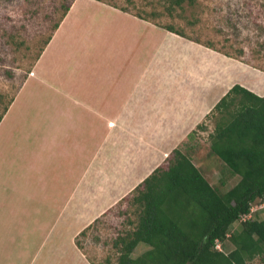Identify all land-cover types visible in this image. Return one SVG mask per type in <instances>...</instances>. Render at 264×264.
I'll return each instance as SVG.
<instances>
[{
    "label": "crops",
    "instance_id": "0c3cea01",
    "mask_svg": "<svg viewBox=\"0 0 264 264\" xmlns=\"http://www.w3.org/2000/svg\"><path fill=\"white\" fill-rule=\"evenodd\" d=\"M235 85L264 97V73L237 59L74 0L0 120V264H96L79 234Z\"/></svg>",
    "mask_w": 264,
    "mask_h": 264
},
{
    "label": "trees",
    "instance_id": "16d2710c",
    "mask_svg": "<svg viewBox=\"0 0 264 264\" xmlns=\"http://www.w3.org/2000/svg\"><path fill=\"white\" fill-rule=\"evenodd\" d=\"M164 1L169 13L183 10L184 4H194V0ZM69 7H65L61 20ZM152 23L189 39L170 25ZM8 105L3 108L0 120ZM211 116L216 121L208 135L209 150L221 164L219 183L224 185L237 178L236 184L222 193L209 184L191 156L182 150L186 147L192 151L187 143L193 140L196 131L205 130L204 124L198 125L184 146L174 149L129 195L133 196L132 203L136 206V223L131 231L115 238L113 246L119 253L116 264H249L255 259L264 264V220H243L250 216L252 203L258 199L264 201V97L235 85L206 119ZM238 221L239 228L231 231V226ZM89 227L79 235L83 236ZM226 241L232 245L230 251L216 249ZM140 244L149 249L132 258L131 254ZM76 245L82 248L77 241Z\"/></svg>",
    "mask_w": 264,
    "mask_h": 264
},
{
    "label": "rangeland",
    "instance_id": "374dc122",
    "mask_svg": "<svg viewBox=\"0 0 264 264\" xmlns=\"http://www.w3.org/2000/svg\"><path fill=\"white\" fill-rule=\"evenodd\" d=\"M74 0H0V115L18 92L28 76L46 40L53 33ZM98 1V0H96ZM126 9L131 14L149 19L161 26H172L186 37L197 40L247 66L264 73V0H194L193 6L184 4L183 10H168L164 0H99ZM215 116L198 130L187 144L191 156L210 185L226 192L237 178L219 183L220 161L210 154L208 135L213 131ZM187 145V146H188ZM132 197L107 210L89 227L77 242L96 264H116L119 253L113 244L117 235L131 231L136 223V206ZM264 220V201L251 205L250 216L243 220ZM240 221L231 226L238 229ZM148 246L140 244L131 254L140 256ZM228 252L232 245L226 241L216 246ZM249 264H262L258 259Z\"/></svg>",
    "mask_w": 264,
    "mask_h": 264
}]
</instances>
